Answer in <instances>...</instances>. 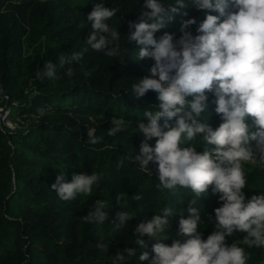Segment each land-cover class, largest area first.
I'll list each match as a JSON object with an SVG mask.
<instances>
[{
  "label": "trees",
  "instance_id": "1",
  "mask_svg": "<svg viewBox=\"0 0 264 264\" xmlns=\"http://www.w3.org/2000/svg\"><path fill=\"white\" fill-rule=\"evenodd\" d=\"M98 2L0 0V111L9 107L12 117L20 115L28 120L16 131L0 126V264H112L124 247L137 252L126 264H149V260H139L142 248L136 243L135 226L165 206L185 209L174 211L170 235L163 240L170 245L180 216H188V202L195 194L179 186L174 190L158 188L157 163L149 162V172L145 173L131 159L143 138L136 127L140 117L145 108L154 110L152 104L158 103L154 91L136 97L130 89L131 83L148 75L154 64L152 58L136 60L138 45L126 39L134 30L129 29L130 21L149 19L143 15V0H105L106 6L117 8L109 23L121 34L118 57L97 52L86 42L93 31L86 22L87 14ZM186 12L158 30L155 37L167 31L178 38L182 19L195 17L199 23L203 18V10L194 5ZM191 28L195 34L196 25ZM42 36L41 56L30 60L24 49ZM73 52L83 53L81 60L61 66L60 60ZM49 61L56 64V76L38 78L37 73H42ZM28 82L30 90L24 93ZM214 109L210 104L212 114L206 121L213 128L221 122ZM113 117L125 119L126 125L109 135ZM88 128H95L96 135L102 137L97 144L88 142ZM155 140L149 143L154 145ZM203 147L201 143L198 151ZM245 168L250 187L245 188L247 199L264 188V166ZM63 170L66 180L74 173L95 172L98 184L90 194L62 200L51 185ZM137 194L142 199L136 200ZM218 195L212 194L210 185L207 194L196 201L203 219L202 238L214 230L208 216L215 220L214 209L222 204ZM96 200L105 202L106 219L86 222ZM120 210L131 215L129 224L116 231L113 221ZM143 239L150 259L157 238L145 235ZM245 248L248 264H264V249Z\"/></svg>",
  "mask_w": 264,
  "mask_h": 264
},
{
  "label": "clouds",
  "instance_id": "2",
  "mask_svg": "<svg viewBox=\"0 0 264 264\" xmlns=\"http://www.w3.org/2000/svg\"><path fill=\"white\" fill-rule=\"evenodd\" d=\"M143 3V15L149 19L130 21L129 29L134 30L126 39L138 45L136 60L152 58L154 64L148 75L131 83L130 89L136 97L152 90L158 103L152 104L154 110L145 108L140 117L136 127L143 138L131 159L145 173L149 172V162L157 163L158 188L174 190L179 186L195 196L188 202V216H180L176 238L170 245L163 240L170 235L174 211L182 213L185 209L165 206L135 226L136 243L142 248L139 260H149V264H248L245 246L264 249V188L247 199L245 192L246 187L250 189L245 165L264 166V0ZM106 5L105 0H99L87 14L86 22L93 31L86 42L97 52L118 57L121 34L109 23L117 8ZM190 5L203 10L199 23L195 17L182 19L178 38L167 31L155 37L174 18L186 16ZM192 25H196L195 34ZM82 55L73 52L60 64L79 62ZM56 72V64L49 61L37 77L53 78ZM67 74L72 75L71 68ZM210 104L215 105L221 119L215 128L206 123L212 114ZM111 125L108 134L114 135L124 129L126 121L113 117ZM87 137L93 145L102 139L95 128H88ZM152 138H156L154 145L149 143ZM201 143L203 150L198 151ZM98 180L95 172L74 173L71 180H66L63 170L51 188L67 201L77 194H90ZM210 185L222 204L214 209V221L208 216L214 230L202 238L203 219L196 201L207 194ZM135 199L142 197L137 194ZM106 215L105 202L96 200L85 221L103 222ZM130 215L120 210L113 221L114 230L126 227ZM145 235L157 238L150 259L144 250ZM136 255V248L124 247L112 264H126Z\"/></svg>",
  "mask_w": 264,
  "mask_h": 264
},
{
  "label": "rangeland",
  "instance_id": "3",
  "mask_svg": "<svg viewBox=\"0 0 264 264\" xmlns=\"http://www.w3.org/2000/svg\"><path fill=\"white\" fill-rule=\"evenodd\" d=\"M45 43L44 36L37 37L36 40H34L29 47H26L24 49V53L26 56H29L30 60H34L41 56L42 48ZM30 84L28 82L27 85L24 84V93L28 92L30 90ZM11 114V113H10ZM19 120L20 128H24L26 124L28 123V120L23 119V116L16 115Z\"/></svg>",
  "mask_w": 264,
  "mask_h": 264
},
{
  "label": "built area",
  "instance_id": "4",
  "mask_svg": "<svg viewBox=\"0 0 264 264\" xmlns=\"http://www.w3.org/2000/svg\"><path fill=\"white\" fill-rule=\"evenodd\" d=\"M0 126L9 131L20 128L18 118L11 116L9 107L0 111Z\"/></svg>",
  "mask_w": 264,
  "mask_h": 264
}]
</instances>
